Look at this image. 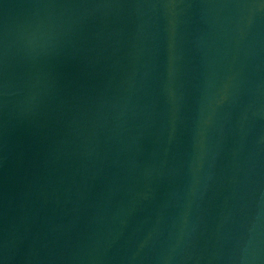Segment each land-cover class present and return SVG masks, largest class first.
Here are the masks:
<instances>
[{
	"label": "water",
	"instance_id": "obj_1",
	"mask_svg": "<svg viewBox=\"0 0 264 264\" xmlns=\"http://www.w3.org/2000/svg\"><path fill=\"white\" fill-rule=\"evenodd\" d=\"M0 264H264V0H0Z\"/></svg>",
	"mask_w": 264,
	"mask_h": 264
}]
</instances>
